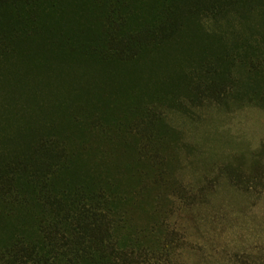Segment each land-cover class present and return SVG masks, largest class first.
Wrapping results in <instances>:
<instances>
[{
    "label": "rangeland",
    "instance_id": "obj_1",
    "mask_svg": "<svg viewBox=\"0 0 264 264\" xmlns=\"http://www.w3.org/2000/svg\"><path fill=\"white\" fill-rule=\"evenodd\" d=\"M196 22L170 46L129 62L51 55L50 68L30 74L23 58L0 56V161L12 162L23 131L48 125L44 135L68 153L51 191L114 199L127 220L119 230L125 243L145 231L137 243L149 246L158 228L170 264H264V83L236 54L244 28L235 12ZM216 35L230 65L214 58ZM215 62L234 85L192 101L185 86ZM142 121L153 125L136 134ZM60 122L70 127L54 126ZM23 187L12 175L0 180V255L41 237L40 195ZM173 232L181 241L170 243Z\"/></svg>",
    "mask_w": 264,
    "mask_h": 264
},
{
    "label": "trees",
    "instance_id": "obj_2",
    "mask_svg": "<svg viewBox=\"0 0 264 264\" xmlns=\"http://www.w3.org/2000/svg\"><path fill=\"white\" fill-rule=\"evenodd\" d=\"M87 2L85 8L80 0H0V56L23 58L30 74L50 68L51 55L94 65V62L102 64L111 60L129 62L145 51L175 43L185 30L197 27L196 20L202 14L223 17L235 12L244 28L240 37L244 40L238 43L236 54L245 55L240 62L244 61V67L259 75L264 83V0ZM215 37L218 39L214 40V58L230 65L232 58L221 43L223 39ZM225 70L220 73L216 62L206 65L198 81L187 83L184 90L192 101L203 96L217 98L227 92L228 86L234 85L229 75L223 79ZM145 122L134 125L136 134L144 124L153 125ZM44 126L42 130H47L48 125ZM54 126L64 130L65 126L70 127L68 122ZM42 130L23 131L24 135L15 143L12 162L0 161V180L15 176L21 184V193L26 185L37 197L40 195L41 201L35 200L43 215L35 216L41 237L33 245L19 239L15 249L0 255V264H170L171 252L162 247L163 233H158V228L149 246L137 243L141 237L149 236L145 231L127 243L119 237V230L126 229L127 220L114 208V199H106L102 194L103 198L100 194L88 195L82 190L63 197L58 196L61 192L51 191V177L65 166L68 153L58 137H47ZM164 176L161 175L162 179ZM20 201L33 205L32 199L17 202ZM170 238L172 244L181 241L174 232Z\"/></svg>",
    "mask_w": 264,
    "mask_h": 264
}]
</instances>
